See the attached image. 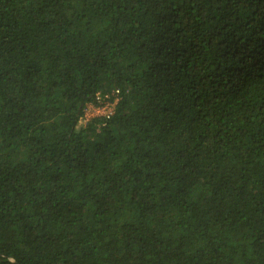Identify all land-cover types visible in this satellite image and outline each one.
<instances>
[{
    "label": "trees",
    "instance_id": "1",
    "mask_svg": "<svg viewBox=\"0 0 264 264\" xmlns=\"http://www.w3.org/2000/svg\"><path fill=\"white\" fill-rule=\"evenodd\" d=\"M0 264H264V0H0Z\"/></svg>",
    "mask_w": 264,
    "mask_h": 264
},
{
    "label": "rangeland",
    "instance_id": "2",
    "mask_svg": "<svg viewBox=\"0 0 264 264\" xmlns=\"http://www.w3.org/2000/svg\"><path fill=\"white\" fill-rule=\"evenodd\" d=\"M110 109H111L110 106L105 107L102 105H99V106L89 105L86 108V114H89L90 115L89 117L91 119V118L96 117V116H102V115L107 114L110 111ZM86 122H87L86 119L83 118L79 123V127L86 125Z\"/></svg>",
    "mask_w": 264,
    "mask_h": 264
},
{
    "label": "built area",
    "instance_id": "3",
    "mask_svg": "<svg viewBox=\"0 0 264 264\" xmlns=\"http://www.w3.org/2000/svg\"><path fill=\"white\" fill-rule=\"evenodd\" d=\"M116 92L118 93V91H116ZM108 99H109V96L106 97V99L103 98V97H100V96L98 97V100H100V104L99 105H102V106H105V107L106 106H110L111 107L110 111L107 114L102 115V116H108L109 117L110 115L113 114L115 104H114V102L107 101ZM89 116H90L89 114H85L84 118L86 119L87 122L90 120Z\"/></svg>",
    "mask_w": 264,
    "mask_h": 264
},
{
    "label": "clouds",
    "instance_id": "4",
    "mask_svg": "<svg viewBox=\"0 0 264 264\" xmlns=\"http://www.w3.org/2000/svg\"><path fill=\"white\" fill-rule=\"evenodd\" d=\"M85 117V116H84Z\"/></svg>",
    "mask_w": 264,
    "mask_h": 264
}]
</instances>
